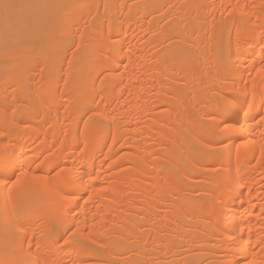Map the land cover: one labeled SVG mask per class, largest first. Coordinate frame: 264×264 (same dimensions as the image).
Here are the masks:
<instances>
[{
    "label": "bare ground",
    "instance_id": "bare-ground-1",
    "mask_svg": "<svg viewBox=\"0 0 264 264\" xmlns=\"http://www.w3.org/2000/svg\"><path fill=\"white\" fill-rule=\"evenodd\" d=\"M262 4L0 0V131L15 134L0 168L28 171L10 192L0 186V261L264 259V74L259 47L232 55L264 24ZM244 86L253 110L229 120L242 131L221 138L222 155L216 93ZM69 184L92 199L69 203Z\"/></svg>",
    "mask_w": 264,
    "mask_h": 264
},
{
    "label": "snow or ice",
    "instance_id": "snow-or-ice-1",
    "mask_svg": "<svg viewBox=\"0 0 264 264\" xmlns=\"http://www.w3.org/2000/svg\"><path fill=\"white\" fill-rule=\"evenodd\" d=\"M13 7H16L15 5L4 3L3 8L5 9L6 13L8 10L12 9ZM236 7H241L237 5ZM246 7V6H245ZM262 9H264V4H262ZM66 30V29H64ZM74 48H78V45H74ZM254 47H259L260 51V58H259V64L260 69L257 75L264 74V24H260L256 28H254L249 35V37L245 40L244 44L241 45L239 41L237 42V46L235 50L232 52V55H235L237 59L239 57L248 55V49H252ZM73 55H75V52H73ZM254 55V53H253ZM255 63V61H253ZM262 83H264V75L261 76ZM246 83V82H245ZM247 95V87L244 86L239 90V95H229L227 91L224 89H220L216 93V105H215V112L212 114V119L214 121L218 120L219 122L215 124L216 129L218 130V139H221L223 137H230L234 135L235 133L242 131L240 129H236L232 126V124L229 123V120L232 117H238L241 112H243L244 116L247 117L249 113L253 110V106L247 102V99H245ZM262 104H264V94H262ZM247 108L248 111L245 112L244 109ZM15 109H13V113L15 114ZM255 120V117H253ZM21 123H24L22 120ZM238 122V121H237ZM258 123H261V126L264 127V111L261 112L260 121H257ZM0 135L5 137V140L7 143L0 145V156L4 160H7L9 157L10 147L12 145V141L15 138L14 132L6 125L5 128L0 131ZM254 143L251 140H245L240 147H245L246 145H250ZM231 149L228 146L227 140L221 139V149L220 153L228 154L230 153ZM259 154L262 158H264V140H262L259 144ZM237 155L239 157V148H237ZM32 163H36V166L39 167L40 163H43V161H40L39 163L33 161L30 162L28 165V168H31ZM60 172H65V169L61 168ZM69 176H71V172L69 170L68 173ZM28 176V171L25 170L21 172L19 175H16V170L12 169L11 167H3L0 168V186H2L5 190L11 191L12 189L16 188L18 185L21 184L22 179ZM59 176V173H58ZM33 181H44L46 180V177L43 176H33ZM46 185H41V187H44ZM69 191L66 196H64V199L68 201L69 203L75 202L77 199L81 198L82 195H88L87 189L85 188L83 193H79L75 190V186L69 184ZM92 196L88 195V200H91ZM76 226L73 225L70 228H67L64 233V237H60V239H63L64 244H76L77 241L73 239V237L76 236V231L73 229ZM95 243V241H93ZM249 243H251V240H249ZM258 243L261 244L262 251H264V241H258ZM37 247H39L37 245ZM0 264H13L11 261H0ZM228 264H232L231 261L228 262ZM242 264H264V259L257 261L255 258V255L253 254L250 258L246 259L242 262Z\"/></svg>",
    "mask_w": 264,
    "mask_h": 264
}]
</instances>
